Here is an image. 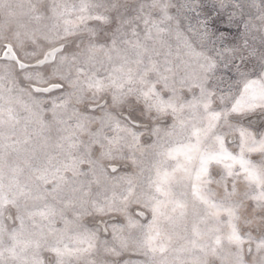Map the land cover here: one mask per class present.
<instances>
[{
	"label": "snow or ice",
	"instance_id": "6c2138e0",
	"mask_svg": "<svg viewBox=\"0 0 264 264\" xmlns=\"http://www.w3.org/2000/svg\"><path fill=\"white\" fill-rule=\"evenodd\" d=\"M0 264H264V0H0Z\"/></svg>",
	"mask_w": 264,
	"mask_h": 264
}]
</instances>
